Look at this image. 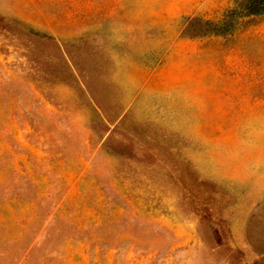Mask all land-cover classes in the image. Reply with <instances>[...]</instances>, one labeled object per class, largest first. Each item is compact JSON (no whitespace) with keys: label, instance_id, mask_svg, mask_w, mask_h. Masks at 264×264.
Returning <instances> with one entry per match:
<instances>
[{"label":"rangeland","instance_id":"obj_1","mask_svg":"<svg viewBox=\"0 0 264 264\" xmlns=\"http://www.w3.org/2000/svg\"><path fill=\"white\" fill-rule=\"evenodd\" d=\"M259 3L0 0V264H264Z\"/></svg>","mask_w":264,"mask_h":264},{"label":"trees","instance_id":"obj_2","mask_svg":"<svg viewBox=\"0 0 264 264\" xmlns=\"http://www.w3.org/2000/svg\"><path fill=\"white\" fill-rule=\"evenodd\" d=\"M249 8L246 11L247 15H254L257 14V8L259 3V0H248Z\"/></svg>","mask_w":264,"mask_h":264},{"label":"crops","instance_id":"obj_3","mask_svg":"<svg viewBox=\"0 0 264 264\" xmlns=\"http://www.w3.org/2000/svg\"><path fill=\"white\" fill-rule=\"evenodd\" d=\"M210 98H212V97H210ZM214 98V97H213ZM205 103V102H204ZM222 113H220V112H217L216 110L215 111H212V116H220ZM227 114V113H226ZM228 114H231V113H228ZM235 114H237V113H235ZM235 122V121H234Z\"/></svg>","mask_w":264,"mask_h":264}]
</instances>
